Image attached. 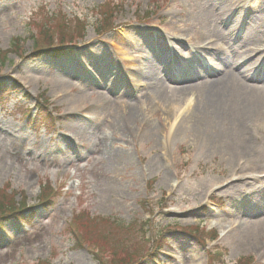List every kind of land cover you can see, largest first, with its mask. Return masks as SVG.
Listing matches in <instances>:
<instances>
[{
    "label": "rangeland",
    "instance_id": "rangeland-1",
    "mask_svg": "<svg viewBox=\"0 0 264 264\" xmlns=\"http://www.w3.org/2000/svg\"><path fill=\"white\" fill-rule=\"evenodd\" d=\"M223 2L238 9L233 37H218L215 30L226 16ZM100 6L112 10L104 28ZM62 17L84 22L81 37L70 30L57 44L65 48L59 56L33 54L36 27L48 30ZM142 27L167 35L157 44L162 53L149 47ZM249 27L261 34L253 58L237 47L239 32ZM263 35L264 0H0V50L10 49L0 62V188L8 187L16 200L19 192L27 197V220L10 219L0 228V264H101L83 238L105 246L102 264H264V237L246 245L235 230L264 214V177L251 176L264 173L263 115L251 125L261 130L250 126L257 145L250 155L207 150L186 130V101L175 105L173 118L136 85L144 72L170 90L193 81L216 83L214 71L224 67L212 54L226 57L227 47L262 80ZM213 36L219 46L208 44ZM68 73L79 80L57 97L56 79ZM101 90L121 97L116 104L127 109L110 115L94 92ZM81 93L83 105H70ZM41 96L52 112L49 122L46 109L35 106ZM41 186L55 191L46 207L36 200ZM256 190L262 194L252 196ZM90 216L95 219L87 222ZM157 245V256L149 257Z\"/></svg>",
    "mask_w": 264,
    "mask_h": 264
},
{
    "label": "bare ground",
    "instance_id": "bare-ground-1",
    "mask_svg": "<svg viewBox=\"0 0 264 264\" xmlns=\"http://www.w3.org/2000/svg\"><path fill=\"white\" fill-rule=\"evenodd\" d=\"M219 9L226 16H222L216 21V26H218V23L220 24V29L215 27L219 34L217 36L227 35L233 37L238 29V23L235 18L238 14V9L232 8L231 3L227 2H223ZM258 29L251 30L249 27L248 32H245L237 43L238 50L242 46V54L247 55V58L250 56L253 58V53L259 54L257 50L262 43L261 34L257 35V32H260V29ZM154 30L153 27H142L140 29L142 33L150 38L152 44L149 47L156 49V52L162 53L164 49L162 50L157 44L161 43L159 41L166 40L167 35L161 31ZM218 37L213 36V39L208 44L218 45L217 42L220 40ZM246 44H248V47ZM161 46L163 47V45ZM201 47L203 46L197 45V48ZM231 54L232 60L217 53L215 56L212 54V57L224 67L221 71H214L217 76L216 83H211L209 80H201L198 83L193 81L183 84L182 88L178 90H170L161 86L158 80L156 83L152 82L146 72H144L140 76L141 80L137 81L136 85L138 88L146 89L148 100L172 112L173 118H176L177 115L176 111H172L175 105L179 106L186 101L183 107L185 116L188 118L186 130L196 140L203 141L207 150H236V152L241 154L250 155L247 150H253L254 146L257 148V145L251 140L253 133L249 132V130H252V128L261 130V127H263L261 125L258 126L257 123L253 126L251 125L257 120V115H263L264 117V78L258 80L251 74L249 75V67L243 66L242 61L238 62L235 59L237 56L234 57L235 53L233 50ZM116 73L114 71L109 79L113 78ZM71 74L68 73L57 77V87L54 90L56 96L65 97L72 92V86L69 85L70 81H77L79 78L72 77ZM109 79L107 78L106 81L108 82ZM122 79H126L129 82L126 74H122ZM77 84L80 86V83ZM94 92L98 101L104 103V109L106 108L110 115L115 112H124L128 107L127 104L123 106L116 104L121 97H116L103 90ZM192 94L195 97L189 102L188 97H192ZM84 99V93H81L78 97L72 99L69 104L78 108L83 105ZM96 105L101 106L99 103H95ZM174 125H170L169 128H178L180 126V124ZM255 140H257L256 137ZM229 186H231V183H226L224 187L227 188ZM260 194L262 192L258 191L256 195L252 196L257 197ZM249 202H251V199ZM217 220L222 224L224 219L217 218ZM235 230L239 236L241 235L242 238L247 239L245 241L246 245L257 244L264 237V214L255 219L243 221L242 225ZM224 231L226 229L223 227Z\"/></svg>",
    "mask_w": 264,
    "mask_h": 264
},
{
    "label": "trees",
    "instance_id": "trees-1",
    "mask_svg": "<svg viewBox=\"0 0 264 264\" xmlns=\"http://www.w3.org/2000/svg\"><path fill=\"white\" fill-rule=\"evenodd\" d=\"M65 25L63 23L58 24L59 27V38L57 39V43H63L64 39H65V34L62 30V27H64ZM68 26V25H66ZM78 30V28H77ZM56 43L53 42V37L52 34H50L48 31L46 30H41L39 36L35 39V45H34V49H33V54H37V55H41L43 53H47L50 52L51 54H55V53H59L61 51H59L58 47H55ZM61 50V49H60ZM6 58V53L5 52H0V62L5 61ZM48 123V122H47ZM8 207H10V203L8 205ZM11 211L12 215H18L20 216L21 213L19 212L18 209L16 210H9ZM5 208H4V202L0 203V214L5 213ZM18 212V213H16ZM2 218V216H0V219ZM2 223V220L0 221V225Z\"/></svg>",
    "mask_w": 264,
    "mask_h": 264
}]
</instances>
